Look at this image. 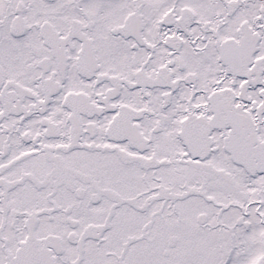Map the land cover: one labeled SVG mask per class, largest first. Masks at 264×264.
<instances>
[{
	"label": "snow or ice",
	"instance_id": "obj_1",
	"mask_svg": "<svg viewBox=\"0 0 264 264\" xmlns=\"http://www.w3.org/2000/svg\"><path fill=\"white\" fill-rule=\"evenodd\" d=\"M0 264H264V0H0Z\"/></svg>",
	"mask_w": 264,
	"mask_h": 264
}]
</instances>
